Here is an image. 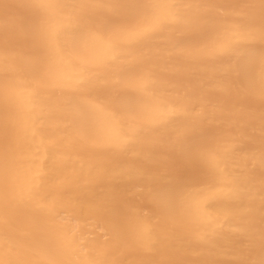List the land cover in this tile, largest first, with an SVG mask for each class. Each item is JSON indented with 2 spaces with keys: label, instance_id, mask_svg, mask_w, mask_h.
Masks as SVG:
<instances>
[{
  "label": "bare ground",
  "instance_id": "1",
  "mask_svg": "<svg viewBox=\"0 0 264 264\" xmlns=\"http://www.w3.org/2000/svg\"><path fill=\"white\" fill-rule=\"evenodd\" d=\"M59 2L96 7L0 0V45L12 41L0 47V264H261L264 95L233 79L264 43L217 53L176 21L113 52L104 19L126 0ZM212 2L227 15L237 0ZM85 14L77 39L51 38ZM134 62L144 66L123 74Z\"/></svg>",
  "mask_w": 264,
  "mask_h": 264
},
{
  "label": "snow or ice",
  "instance_id": "2",
  "mask_svg": "<svg viewBox=\"0 0 264 264\" xmlns=\"http://www.w3.org/2000/svg\"><path fill=\"white\" fill-rule=\"evenodd\" d=\"M108 6L117 10L115 15L104 19L105 32H111L109 47L113 52L147 46L148 42L168 32L176 21L185 23L189 28L198 29L190 38L203 42L213 52H237L250 38L259 39L264 43V0L258 2L237 0L227 15H221L222 6L213 3L212 0H195L194 3H184L182 0H126L124 3ZM32 7L38 9L80 7L86 10L96 5L88 2L76 4L60 3L59 0H34ZM90 21L91 18L86 14L82 15L70 28H53L51 38L57 42L69 37L75 40ZM11 43V39L5 37L0 47L5 53H9L12 50ZM24 43L32 45L36 55L43 54L44 49L34 44L31 35L25 38ZM116 59L120 57L117 56ZM142 66L144 65L134 62L124 67L123 74L135 73ZM234 73L233 83L238 92L247 95L259 91L264 95V47L259 51L244 52L237 60ZM70 106L81 111L86 110L85 102L82 100L70 102ZM261 131L264 132V127ZM201 147L209 156L218 150L215 141H206ZM10 166L11 161L5 155L3 169L7 171ZM116 231L118 236L128 231V225L123 219L117 221ZM240 264L247 262L241 261ZM261 264H264V261H261Z\"/></svg>",
  "mask_w": 264,
  "mask_h": 264
}]
</instances>
